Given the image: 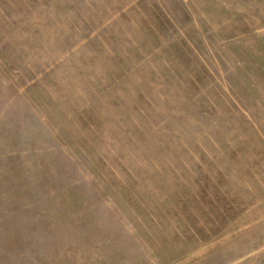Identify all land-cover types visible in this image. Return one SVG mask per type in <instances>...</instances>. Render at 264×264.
<instances>
[{"label":"rangeland","instance_id":"374dc122","mask_svg":"<svg viewBox=\"0 0 264 264\" xmlns=\"http://www.w3.org/2000/svg\"><path fill=\"white\" fill-rule=\"evenodd\" d=\"M0 264H264V0H0Z\"/></svg>","mask_w":264,"mask_h":264}]
</instances>
